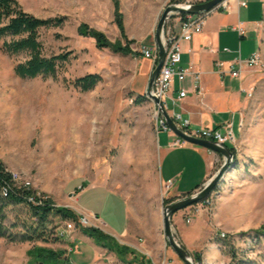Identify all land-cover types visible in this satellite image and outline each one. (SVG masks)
Instances as JSON below:
<instances>
[{"label":"rangeland","instance_id":"obj_1","mask_svg":"<svg viewBox=\"0 0 264 264\" xmlns=\"http://www.w3.org/2000/svg\"><path fill=\"white\" fill-rule=\"evenodd\" d=\"M18 2L37 17L62 19L59 26L41 28L38 38L45 55L69 53V60L55 78H21L15 75L14 66L27 54H9L2 50L0 41V159L5 168L46 194L55 206L70 208L66 199L72 182L86 187L93 183L125 194L134 209L149 217L150 199L164 198L160 168H194L193 160H199L190 143L157 153L150 105L145 99L135 102L137 95L144 94L152 71L150 61L135 52L155 42L162 11L166 5L177 3L119 0L125 33L132 40L129 47L134 52L123 55L99 49L93 38L77 34L78 25L86 22L109 40L119 39L112 0ZM87 73H99L102 80L92 90L82 92L71 81ZM247 74L254 79L248 90L251 95L243 93L247 102L239 139L235 132V164L224 173L208 203L199 202L188 209L190 217L202 215L212 240L226 242L220 245L224 261L217 264H264V72ZM173 108L178 110L176 105ZM169 134L165 141L176 138ZM158 138L162 141L163 133ZM100 187L87 188L79 194L76 205L101 206V212L94 214L104 230L118 236L122 201L113 195H100ZM3 211L7 224L29 221L19 203L5 204ZM62 221L53 218L56 227ZM220 232L226 236L220 237ZM86 240L76 222L70 238L52 242H14L0 237V264H28L26 251L33 245L63 251L69 264H122L113 251L93 239L101 252L95 257L87 251L88 245L82 244ZM118 241L121 244L122 238ZM231 246L235 259L230 256Z\"/></svg>","mask_w":264,"mask_h":264},{"label":"crops","instance_id":"obj_2","mask_svg":"<svg viewBox=\"0 0 264 264\" xmlns=\"http://www.w3.org/2000/svg\"><path fill=\"white\" fill-rule=\"evenodd\" d=\"M240 1H244L245 6L240 5ZM226 4V9H215L208 14L201 33L181 43L179 66L192 68L200 73L201 95H197L191 78L187 77L183 83L177 79L174 80L177 85L172 83L169 96L176 100L174 105L178 107V110L174 108L173 110L188 117L192 128H221L223 123L231 121L233 133L235 135L236 132L237 139H239L244 119L243 109L247 102L243 93L249 92L254 77L247 74L249 70L244 71L241 78H232L228 75L219 76L214 62L215 60L232 61L238 57L245 59L256 50L264 49V0H226ZM154 44L155 42L150 46ZM225 47L229 49V52L223 51ZM180 88L187 89L188 93L185 97L178 99L177 92ZM160 133L164 135L162 141L158 138ZM170 136L164 131L154 135L157 153L162 152L163 149L168 151L173 148L169 146L172 139L165 141ZM190 149L199 155L198 161L193 160L194 168L167 167L160 168L158 171L162 185L167 180H172V184L167 191L162 189L163 199L159 197L158 200L157 198L148 200L150 201L148 204H152L151 208L147 209L150 212L149 217H146L144 211L134 209L125 194L120 195L104 185L91 183L86 187L81 183L73 185L72 182L66 201H69L70 208H74L79 213L89 217L98 214L102 210L101 206L97 207L94 204L81 208L76 204L80 201L81 195L79 194L87 188L101 186L100 195L105 197L113 195L122 201V226L118 227L120 234L117 236V233L103 230L104 233L111 235L117 241L121 237V244L133 248L142 257L140 260L143 264H151L152 260L159 261L163 258L168 264H185L165 240L162 214L164 203L162 201L168 198L176 200L188 195L189 192H195L223 162L221 154L205 147L192 144ZM188 209L189 207L178 210L170 217L175 239L189 253L198 254L201 257L200 264L221 263L224 261V252L220 245L224 244L219 239L216 243L209 237L208 228L201 214H192L190 221H186ZM201 230L203 236H201ZM84 237L87 240L82 241V244L88 245L87 251L95 253V257L101 254L100 250H96V247L100 249L96 242L87 235ZM122 264H138V262L133 260L132 255L127 254L122 258Z\"/></svg>","mask_w":264,"mask_h":264},{"label":"trees","instance_id":"obj_3","mask_svg":"<svg viewBox=\"0 0 264 264\" xmlns=\"http://www.w3.org/2000/svg\"><path fill=\"white\" fill-rule=\"evenodd\" d=\"M182 0H172L179 3ZM114 22L119 30L120 38L111 41L100 30L90 27L86 22H81L77 27V34L82 37L94 39L95 46L99 49L108 48L112 52L123 55L134 54L129 44L132 40L128 39L123 15L119 10V0H112ZM221 9V8H219ZM62 23L61 18L37 17L25 11L18 0H0V41L1 48L9 54L26 53L25 60L17 62L14 66V73L21 78L56 77L57 71L69 60V53H59L45 55L42 51V44L39 40V30L41 28H50L59 26ZM124 42L125 44H123ZM139 55V52H135ZM102 76L99 73H87L76 77L71 84L82 92L92 90L100 81ZM145 99L144 95H137L135 102L140 103ZM235 156V150L227 145ZM10 186L7 194H1L3 185ZM32 188H23L13 186L10 172L5 168L0 159V237L14 242H52L56 238L53 218L58 219H76V214L68 207L53 206L51 200L47 198L41 205H33L27 201V197L33 193ZM191 192L188 193V195ZM174 199H164L167 204ZM21 204L28 213V220H13L10 224L5 222V213L3 206L5 204ZM18 227V230L12 228ZM81 232L93 238L98 245L113 251L121 260L127 254L133 256V260L138 264L141 262V256L128 246L120 244L114 237L104 233L102 230L94 227H83ZM220 241L223 244L222 239ZM182 246V245H181ZM183 247V246H182ZM184 248V247H183ZM185 249V248H184ZM28 264H69V260L64 256L63 251L53 250L51 248L33 245L27 249ZM230 256L236 258L234 248H230ZM194 262L201 263V257L198 254H192Z\"/></svg>","mask_w":264,"mask_h":264},{"label":"built area","instance_id":"obj_4","mask_svg":"<svg viewBox=\"0 0 264 264\" xmlns=\"http://www.w3.org/2000/svg\"><path fill=\"white\" fill-rule=\"evenodd\" d=\"M206 0H184L181 3H199ZM240 5L245 6L244 1L239 2ZM180 4V3H177ZM227 8L226 0H223L216 9ZM210 12H198V13H174L176 16L171 18L174 14L167 17L163 33L162 43L165 50V57L163 63L159 69L157 76L154 79L151 87V95L147 94L146 89L144 92L145 100L150 105V117L153 123V129L155 134L160 131L167 133H174V131L166 123L163 114L160 111L159 105L156 104L155 99L159 100L162 108L166 114L171 118L174 125L187 135L212 140L222 145L236 147V137L232 130L231 121L223 123L221 128L213 127H199L192 128L190 126V119L185 117L181 112L173 110L175 99L169 96L172 83L177 79L180 83L185 82L187 77L191 78L192 86L194 87L197 95H201V87L199 86L200 73L193 70L192 68H182L179 66L181 61V43L183 41H189L195 34L202 32L205 20ZM223 51L229 52L228 48H223ZM139 53L144 58L151 62V67L155 66L158 59L157 47L153 46H141ZM214 66L219 76L228 75L232 78H241L244 71H261L264 72V49H258L253 52L249 57L245 59L237 58L232 61L215 60ZM188 90L180 88L177 92V98H183L187 95ZM247 95H251V92H247ZM176 138L169 142L170 147H181L188 143L185 139L175 134ZM8 170V169H7ZM11 175V181L15 187L31 188L28 181L23 180L21 176L12 170H8ZM172 184V180H167L163 185L162 189L167 191ZM10 189V186L3 185L1 188V194L5 196ZM33 189V188H32ZM33 193L27 197L33 205H41L48 196L38 190L33 189ZM211 195V193H210ZM206 197L201 203H208L209 197ZM55 206L54 204H52ZM190 207V206H189ZM75 214L76 219H64L62 223L55 228V236L61 239L71 237L75 230V222L81 228L83 227H94L100 230H104L102 221L97 216L91 217L77 212L74 208H70ZM191 217L189 214L185 217L186 221H190ZM104 232V231H103ZM220 237H225L224 232L219 233ZM151 264H168L167 260L163 258L159 261H151Z\"/></svg>","mask_w":264,"mask_h":264},{"label":"water","instance_id":"obj_5","mask_svg":"<svg viewBox=\"0 0 264 264\" xmlns=\"http://www.w3.org/2000/svg\"><path fill=\"white\" fill-rule=\"evenodd\" d=\"M222 1L223 0H206L199 3L168 4L165 6L155 28V45L158 51V59L156 65L152 68L149 81L146 86L147 94L151 95V87L165 57V50L162 43V33L167 17L174 13L212 12ZM154 99L156 104L159 105L160 111L163 114L166 123L174 131L175 134L185 139L188 143L205 147L223 156L222 164L219 166L216 172L206 182H204L199 190L162 206L163 234L166 242L185 264H197L196 262H194V259L190 255V253L186 249H184L181 244L175 239L170 223V217L176 211L195 205L208 197L214 190L218 182L222 179L224 173L229 168H233L235 164V156L232 151H230V149L225 145L219 144L218 142L212 140L196 138L182 132L174 125L171 118L166 114V112L162 108V105L159 103V100L157 98Z\"/></svg>","mask_w":264,"mask_h":264},{"label":"bare ground","instance_id":"obj_6","mask_svg":"<svg viewBox=\"0 0 264 264\" xmlns=\"http://www.w3.org/2000/svg\"><path fill=\"white\" fill-rule=\"evenodd\" d=\"M155 65H156V64H155ZM153 67H154V66H153ZM153 67H152V68H153Z\"/></svg>","mask_w":264,"mask_h":264}]
</instances>
